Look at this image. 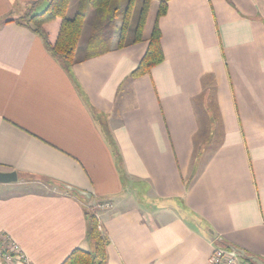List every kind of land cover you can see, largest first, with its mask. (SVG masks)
Here are the masks:
<instances>
[{
    "label": "crops",
    "instance_id": "0c3cea01",
    "mask_svg": "<svg viewBox=\"0 0 264 264\" xmlns=\"http://www.w3.org/2000/svg\"><path fill=\"white\" fill-rule=\"evenodd\" d=\"M32 1L0 0V171L17 174L0 232L29 264H61L90 250L89 208L106 264H211L225 244L264 261V0H168L163 61L135 78L157 7L140 42L114 32L85 59L83 29L65 67L16 21Z\"/></svg>",
    "mask_w": 264,
    "mask_h": 264
},
{
    "label": "trees",
    "instance_id": "16d2710c",
    "mask_svg": "<svg viewBox=\"0 0 264 264\" xmlns=\"http://www.w3.org/2000/svg\"><path fill=\"white\" fill-rule=\"evenodd\" d=\"M47 1L45 8L36 12V7ZM71 0H35L29 3L16 21L29 28L43 40L49 52L65 67H70L75 61V52L79 44L86 18L91 13V32L85 45L84 59L103 54L110 50L116 22H120L117 48L140 42L147 13L152 0H142L140 12L131 36L127 35L130 26L131 11L136 0H78L75 12L67 14ZM168 0H159L153 25L147 39L146 50L136 67L129 74L135 78L149 73L152 67L163 61L161 48V31L158 25L159 17L167 10ZM264 24V20H263ZM183 216L191 220L197 227L201 222L197 217L186 211ZM86 237L90 250L73 249L61 264H106V248L108 236L101 230L94 210L87 208ZM209 237L217 235L209 228L205 230ZM219 239V238H218Z\"/></svg>",
    "mask_w": 264,
    "mask_h": 264
},
{
    "label": "built area",
    "instance_id": "2783aa9c",
    "mask_svg": "<svg viewBox=\"0 0 264 264\" xmlns=\"http://www.w3.org/2000/svg\"><path fill=\"white\" fill-rule=\"evenodd\" d=\"M0 264H29L21 247L6 233L0 232ZM211 264H242L239 257L225 247H215L211 255Z\"/></svg>",
    "mask_w": 264,
    "mask_h": 264
},
{
    "label": "water",
    "instance_id": "95a60500",
    "mask_svg": "<svg viewBox=\"0 0 264 264\" xmlns=\"http://www.w3.org/2000/svg\"><path fill=\"white\" fill-rule=\"evenodd\" d=\"M17 180V174L14 172V171H9V172H6V171H0V183H8V182H12V181H15ZM66 189H69V190H73L72 187H65ZM77 193H79L80 195H85L86 193L83 192V191H78V190H75ZM86 197H89L88 194H86ZM216 238L215 237H211L210 240L211 241H214ZM224 247H226L227 249H229L230 253L234 256H237V257H240V258H244V259H247L249 261L252 262V264H264V261H262L261 259H259L258 257L256 256H253V255H248L245 253L244 250L238 248V247H235L233 245H229V244H225Z\"/></svg>",
    "mask_w": 264,
    "mask_h": 264
},
{
    "label": "rangeland",
    "instance_id": "374dc122",
    "mask_svg": "<svg viewBox=\"0 0 264 264\" xmlns=\"http://www.w3.org/2000/svg\"><path fill=\"white\" fill-rule=\"evenodd\" d=\"M75 1H76V0H71V1H70V7H71L70 9H73V8H74ZM158 2H159V0H152V2H151V11L157 7ZM141 4H142V0H136V1H135V5H134V7H133V9H132V11H131L130 26H129V30H128V32H127V35H128V36H131V34H132V30H133V28H134V26H135V24H136V21H137V19H138V16H139V12H140V8H141ZM25 7H26V6H25ZM25 7H24V8H25ZM69 15H70V14H69ZM151 17H152V16H151ZM91 21H92L91 16H90V17H87V19L85 20L84 28H83V29H84V33H85V31H87V28H88V29L91 28ZM119 26H120V22L118 21V22H116V24H115L114 32L118 33V31H119ZM239 260L242 261V262H245L244 259H242V258H240V257H239Z\"/></svg>",
    "mask_w": 264,
    "mask_h": 264
}]
</instances>
